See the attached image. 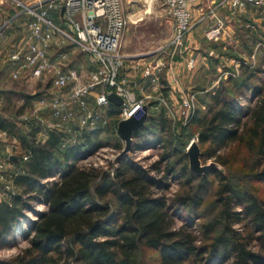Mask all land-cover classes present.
<instances>
[{
  "label": "trees",
  "instance_id": "16d2710c",
  "mask_svg": "<svg viewBox=\"0 0 264 264\" xmlns=\"http://www.w3.org/2000/svg\"><path fill=\"white\" fill-rule=\"evenodd\" d=\"M236 36L248 53L261 40L244 24ZM211 46L237 56L232 46ZM257 57L256 67L242 66L239 76L199 96L184 137L198 133L202 159L214 158L225 168L212 166L204 174L191 170L186 142L177 139L165 108H150L133 144L162 146L160 160L144 165L124 156L104 168L80 162L106 146L122 151V106L110 103L106 124L80 130L67 144L65 131L20 119L43 91L29 93L21 83L0 90V130L30 153L27 161L11 159L21 168L13 175L19 193L0 200V248L23 220L29 244L0 264H264V197L247 185L264 184V48ZM209 63L217 59L210 56ZM161 83L169 98L165 73ZM171 178L187 187L173 198L166 195ZM183 212L187 220L177 225Z\"/></svg>",
  "mask_w": 264,
  "mask_h": 264
},
{
  "label": "rangeland",
  "instance_id": "374dc122",
  "mask_svg": "<svg viewBox=\"0 0 264 264\" xmlns=\"http://www.w3.org/2000/svg\"><path fill=\"white\" fill-rule=\"evenodd\" d=\"M23 2L26 5H41L40 10L48 9L49 15L55 18L58 24H62L61 19L56 14V11L53 8H50L51 0H18ZM126 14L128 19V25L124 36L122 38V52L125 55V65L121 70L120 77L125 80L126 85L134 86L136 83V74L134 73L133 66L140 64L142 67L141 72L145 73L149 71L147 83H143V88L137 86L134 89L130 88L131 93L134 94L135 102H144L149 103L152 112H158L161 108H165L166 113L174 121V131L177 136V139L180 141L186 142V150L192 139L198 140V133H190V137H184V131L187 129L189 122L192 119V116L195 110L199 107V96L206 94L208 91H212V88L216 85H220L225 78L228 76L237 77L241 73L242 66L246 65L251 68L256 67L258 64L257 51L260 47L264 48V13L258 10L256 17L259 18L258 26L254 31L260 37V41L256 46V49L252 53H248L241 49L240 42L237 41L236 37H230L226 34L224 36V31L216 39H209L205 32L212 26V21L214 19L210 16L211 7H214L216 3L211 4L209 0H200V4H195L193 8H197L198 12L194 14V26L197 24L196 37L198 38L200 44L198 48L194 49V54L191 53V57L195 58V66L190 68L187 64L184 72L179 74L170 73L168 74V65L171 59L174 60H183L180 56V50H184V56L187 58L188 49L185 48V42L183 46L175 47L172 44L173 36V20L166 13L163 0H124ZM153 1V6L150 9V3ZM198 1V0H197ZM7 7L9 10H13L20 15H24L25 19L20 22H26L29 20V14L24 11V8L17 6L16 2L12 3V0H7ZM226 10H229L227 7L220 8L219 14L225 16L227 13ZM256 10V9H254ZM257 11V10H256ZM11 12V11H9ZM31 17V16H30ZM206 17V18H204ZM32 18V17H31ZM202 20V23H197L198 20ZM22 25V29H23ZM23 33V30L21 31ZM224 36V37H223ZM234 36V35H232ZM236 36V34H235ZM211 43L219 44L221 43L224 47L232 46L237 52V56H229L228 54H221L216 49H213ZM50 57L53 60L60 61V53L66 52L69 53L68 58H64L59 62L60 65L66 66H76L88 67L89 63L94 64L91 61L90 56H86L83 51L77 47H73L70 44H53ZM193 55V56H192ZM180 56V57H179ZM210 56L217 59V63H213L210 66L209 60ZM184 58V59H185ZM161 63V68L154 69V65L157 62ZM152 62V66L150 63ZM185 62V63H186ZM169 68V67H168ZM207 69L209 71H207ZM136 70V69H135ZM12 71L7 73L0 74V88H10L13 87L16 83H21L29 93H36L38 91H43V94H49L54 90L52 85L51 77L46 76L42 79L33 78L29 75H25L18 80H15L11 76ZM167 76L169 79V98L163 95L161 76L162 74ZM178 76H183L181 79V86L183 87L180 90L178 87V82L175 79ZM158 79L154 80V78ZM180 79V78H179ZM171 80V82H170ZM203 82H205L203 84ZM139 84V82H138ZM177 87V90L175 89ZM1 95V93H0ZM68 100H70L68 98ZM244 101V100H243ZM36 102V101H35ZM3 96L1 95L0 100V110L3 108ZM22 103L21 100L17 102V105ZM245 103V101H244ZM36 103H34L26 112L32 113L36 109ZM152 104V105H151ZM74 113L80 115L79 107L75 104H70ZM40 113L44 111L48 116L50 115L49 108H43L38 110ZM123 111V110H122ZM123 115L121 114V118ZM21 119V117H20ZM22 120V119H21ZM23 122H29V120H22ZM189 131V130H188ZM79 132L69 134V139L67 144L74 143L79 138ZM144 146L139 148H133L129 151L126 156L129 159L140 161L144 165H151L154 162L161 159L162 154L164 153V148L162 146L151 147L150 145L142 142ZM120 151L115 148L106 146L101 148L95 155H92L80 162V164L89 165L91 163L108 168L112 162H116ZM16 155L18 159H25V152H23L18 145L16 139H13L6 134L0 132V155L7 160L8 155ZM203 160V159H202ZM215 161L214 158H209L203 160L204 163ZM10 164L13 161H9ZM12 173L21 171L20 167H17L15 164H12V168L9 169ZM11 176L10 172H7ZM4 181L0 180V195L5 192V199H10L16 193H19V189L14 188L12 190H7L4 187ZM247 185H251L253 190L261 196L264 197V184L253 182L252 184L248 182ZM187 189L186 185L183 182L178 181L177 179H170V188L166 191V195L170 198H173L180 191ZM3 199V197L1 198ZM37 209H44L43 204H36ZM215 206L212 205V209H208L205 213L208 215H213ZM183 217H177V225L183 224L187 219V213ZM212 213V214H211ZM30 217H34L32 212H29ZM27 226V220H23L20 226L16 231L11 234L3 246L0 248V258L7 259L11 258L18 254L24 247H26L29 242L23 238L22 230ZM229 264V262L225 263Z\"/></svg>",
  "mask_w": 264,
  "mask_h": 264
},
{
  "label": "built area",
  "instance_id": "2783aa9c",
  "mask_svg": "<svg viewBox=\"0 0 264 264\" xmlns=\"http://www.w3.org/2000/svg\"><path fill=\"white\" fill-rule=\"evenodd\" d=\"M24 8L31 15V34L19 48L12 52L8 61L15 66L11 72L13 79L18 80L25 75L42 79L50 76L54 90L43 94L36 102V109L32 113H24L22 120H30L38 110L49 108L52 117L59 118L53 124L54 128L62 129V120H69L71 113L64 111V106L75 104L85 114L82 125H86L95 117V112L89 108L87 97L97 90L96 104L99 108H107L111 102L109 94L114 92L125 99L122 115L125 117L131 111L144 104L135 102L131 93V85H126L124 78L120 77L125 65V55L122 52V38L128 25L124 0H51L50 8L62 21L58 24L48 9L40 10L41 5H26L21 1L12 0L14 4ZM7 2V0H6ZM166 13L173 20L172 44L175 47L183 46L184 42L194 27V5L197 0H163ZM227 7L232 11H245L251 9L264 13V0H221L211 7L210 16L216 18L205 35L209 39L218 38L225 27V21L217 16L220 8ZM64 8V11H62ZM206 18V17H204ZM53 43H69L88 54L94 63L93 68L62 66L59 64L69 53L61 52L60 61L50 57ZM190 68L195 66V58L188 60ZM157 64L154 69H160ZM149 74V72L147 73ZM158 77L154 78V80ZM178 82V79H175ZM65 93L69 99L65 100ZM1 100V95H0ZM19 145V144H18ZM30 158V153L25 152V159ZM6 159L0 155V180L4 181V188H16L14 178L7 174L11 161V154ZM14 192V191H13ZM15 193V192H14ZM5 197V192L0 195Z\"/></svg>",
  "mask_w": 264,
  "mask_h": 264
},
{
  "label": "crops",
  "instance_id": "0c3cea01",
  "mask_svg": "<svg viewBox=\"0 0 264 264\" xmlns=\"http://www.w3.org/2000/svg\"><path fill=\"white\" fill-rule=\"evenodd\" d=\"M153 1L149 2L150 3V9L153 6ZM209 1L211 4H213V3H219L221 0H209ZM200 2L201 1L198 0L197 4H200ZM7 4L8 3L6 2V0H0V74H2L3 68L6 65H8L9 63H11L8 61L10 54L12 52H14L17 48H19L20 45L22 44V42H25L26 39H28L30 34H31V29H30V20H31L30 16L31 15L29 14V20H27L26 22H24V21L20 22L21 20L25 19L24 15L23 14L20 15V11L18 13H16L13 10H9L7 7L8 6ZM193 9H194V14L196 15V13L198 12V9L196 7ZM219 10L217 11V16L219 18H222L225 21V27L223 30L224 36H226V34H227L230 37H233V38L236 37L237 38V36H235V34L237 32L238 26L241 24L246 25L247 27H249L253 31H255L256 27L258 26V24L256 22H258L259 18H257L255 16L256 13L258 12L257 9H256L257 11L254 9H251V10L236 11V12L229 9V10H226L228 14H226L225 16H221L219 14ZM9 11H11V12H9ZM13 13H14V15H12ZM215 22H216V19H214V21H212V25L215 24ZM197 23H202V20L199 19ZM22 25L24 26L23 29H22ZM197 27H198V25L196 24L193 27V29L191 30V32L188 34V36L185 40V48L188 49L187 58H185V56H184L185 51L181 49L179 52H180V56L183 60L171 59L169 65H168L169 68L167 67V69L169 71L167 75H169L170 73L179 74V73H182V71L184 72V70L186 68L185 65L188 62L187 60L190 59L189 57H191V53L194 54V52H195L194 49L195 48L197 49L199 44H200L198 38L196 37ZM22 30H23V33L21 32ZM232 35H234V36H232ZM55 44H57V43H55ZM219 44L222 45L221 43H219ZM224 44L225 43H223V45ZM50 51H51V49H50ZM161 63L163 64L164 62H162V61L157 62V63H155V65H157V64L159 65ZM150 64L152 66V62ZM133 69H134L133 70L134 73L136 74V76H135L136 77V81H135L136 84L134 86L131 85V87L133 89L137 86L143 88L144 87L143 83L148 82V78L147 77L145 78L144 76H148L147 73L149 71L147 70L145 73H143V72L140 73L142 67L140 66L139 63H138V65H134ZM12 70H13V67L11 68V71ZM182 75H183V73H182ZM182 78H184V77L177 75L178 87H180L179 88L180 90L183 89V87L181 86V83H182L181 79ZM138 82H139V84H138ZM170 82H171V80H170ZM2 89L0 88V90H2ZM175 89L177 90V87ZM96 94H97V90L92 92L87 97L89 108L95 112V117L93 119H90L86 125H82V118H84L85 114L82 112V110L79 109L80 115H78V113H74V111L72 109L73 106L71 107L70 105H67V106H64V111L71 113L72 116H70L69 120H62L64 126L62 127V129H59V130L65 131L68 134H72L73 131L75 133H77L82 129H94V128H97L98 126H102V125L106 124V122H107V115H106L107 108L97 107ZM68 98H69V93H65L66 102H67ZM38 99L36 100V102L38 101ZM24 113H27V112L25 111ZM43 113H44V111L42 113L37 112L35 115L31 116L29 121L34 122V123H38V124H40L46 128H49V129H57V128L53 127V124L60 119L56 118V117H52L51 110H50L49 116L47 113H46V115H44ZM0 132L2 134H6V132H4V131L0 130ZM46 137H47V134L45 131H43L40 134V139L42 141H44L46 139ZM29 159H27V160H29ZM27 160H25V161H27ZM12 164H14V163L9 164V166H8L9 169L12 168ZM8 172H10L11 173L10 175L13 177L14 173H12L9 170H8Z\"/></svg>",
  "mask_w": 264,
  "mask_h": 264
},
{
  "label": "water",
  "instance_id": "95a60500",
  "mask_svg": "<svg viewBox=\"0 0 264 264\" xmlns=\"http://www.w3.org/2000/svg\"><path fill=\"white\" fill-rule=\"evenodd\" d=\"M64 11V8L63 10ZM109 99L111 102L117 105H123L125 99L118 94L112 92L109 94ZM150 112V104L144 103L135 107L129 115L122 117L118 123V134L121 139L124 141V148L119 153L118 157H124L126 154L131 151L134 144V134L135 131L144 126ZM187 152L190 160L191 170L197 174H204L207 172L212 166L218 167L220 170L225 171L223 165H221L217 161H210L204 163L202 160V149L201 146L196 139H192ZM11 159L18 160V156L11 155Z\"/></svg>",
  "mask_w": 264,
  "mask_h": 264
}]
</instances>
